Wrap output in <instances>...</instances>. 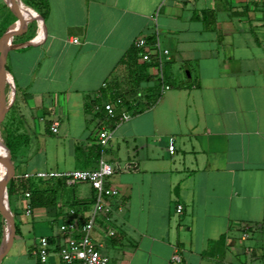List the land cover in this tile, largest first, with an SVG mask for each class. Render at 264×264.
Masks as SVG:
<instances>
[{"label": "crops", "instance_id": "crops-1", "mask_svg": "<svg viewBox=\"0 0 264 264\" xmlns=\"http://www.w3.org/2000/svg\"><path fill=\"white\" fill-rule=\"evenodd\" d=\"M46 1L36 42L0 53L5 79L15 88L9 128L19 150L13 174L110 164L115 173L108 184L118 196L109 200L107 223L98 220L92 233L110 264H264V254L258 259L252 251L245 263L234 255L236 241L255 236L253 228L264 230V0ZM21 15L31 20L0 0L1 37L13 34L8 44L21 45L39 31L32 23L28 34L15 36ZM141 37L169 51L164 83L170 89L160 88L143 112L127 111L126 122L107 120L94 111L106 103V88L133 104L144 101H134L133 90L144 95L150 87L134 89L120 63ZM100 129L110 134L104 148L96 144ZM93 197L89 184L78 183L59 191L55 207L23 212L10 250L28 224L33 228L38 211L54 232L69 200ZM91 204L78 208L87 213ZM111 233L120 237L115 244ZM47 234L40 237L54 236ZM221 238L223 248L210 246ZM174 255L180 263L171 262Z\"/></svg>", "mask_w": 264, "mask_h": 264}, {"label": "built area", "instance_id": "built-area-1", "mask_svg": "<svg viewBox=\"0 0 264 264\" xmlns=\"http://www.w3.org/2000/svg\"><path fill=\"white\" fill-rule=\"evenodd\" d=\"M77 44L78 40L74 39ZM134 48L138 52V61L141 64H152L151 69L155 70V77L161 84V91H167L170 86L164 83V66L170 61L169 51L158 42H149L141 37L135 40ZM103 87L106 84L102 85ZM121 100L117 99L115 104L103 103L101 106L95 105L94 111L102 112L107 120L126 122L131 118V114L122 110L116 113V105H121ZM57 123L51 127V131H57ZM110 139V134L105 129L97 132L96 144L99 147H106ZM175 151L172 140L169 141L168 152L173 154ZM115 173L114 168L100 160L95 169L81 170L76 169L69 172L40 171L26 173L24 179L49 180L56 179L64 182L66 187H72L78 183H87L94 191L93 202L86 212L80 208L68 207L64 217L58 223V232L55 236L40 237L37 243L33 244L30 255L34 256L40 264H47L51 252L55 253L62 264H110V259L101 252V245L92 239V233L98 220L105 223L109 220L112 213L109 200L118 196V190L108 184L109 178ZM28 196V195H26ZM182 206L177 205L176 212L180 213ZM25 212L30 215L31 208L25 205ZM108 230V228H107ZM53 239L52 242L50 240ZM171 262L180 263L179 256L174 255Z\"/></svg>", "mask_w": 264, "mask_h": 264}, {"label": "trees", "instance_id": "trees-1", "mask_svg": "<svg viewBox=\"0 0 264 264\" xmlns=\"http://www.w3.org/2000/svg\"><path fill=\"white\" fill-rule=\"evenodd\" d=\"M21 2L27 6L29 9L33 10L37 14L41 16L43 21L46 20L48 15V3L46 0H21ZM28 17L31 20L34 18L28 14ZM3 31L0 34V42H7V39L1 37L3 35ZM33 34H31L28 38L31 39ZM15 41V38L14 40ZM120 63L124 64L128 69L129 83L134 89H139L142 84L149 82H156V85L150 86L149 88L144 90L143 100L142 102H134L131 104L129 101L125 99L123 94H120L118 91L114 89L106 88L104 93L102 94L103 99L107 103L115 104L117 99L121 100V105H116V113L119 111L120 107L126 109V111L131 112L132 115H136L138 113L143 112L144 110L152 107L158 99L159 90L161 88V84L158 79H156L155 75L148 74L147 70L152 67V64H138V52L135 48H131L124 58L120 61ZM8 71L7 69H5ZM172 87V86H171ZM156 92V93H155ZM13 109V108H11ZM0 134L3 139V144L9 150L10 160L12 163L15 162L17 158V152L19 150V138L14 136L13 132H11L5 124L0 121ZM100 154V151H97V156ZM70 187H66L64 182L56 179L49 180H34V179H24L23 175H13L9 176L6 179V193L8 197V203L10 206V210L13 214V218L15 220L14 227V236L20 235V223L17 221V217H19L24 211H21L15 207V203L13 199L16 197H23L26 201V204L29 205L31 210L35 209H45L50 207H55L58 201V193L60 190H65L69 192ZM28 195V196H26ZM93 201H77L71 199L67 202L69 207L78 208L79 206H83V209L91 204ZM4 224L0 217V241L2 238ZM110 242L115 244L119 240V236L117 233H111L109 235ZM52 242V240H50ZM224 242V238H221L218 241L210 242V246L218 245L221 248ZM32 247L28 249L30 254ZM36 264H40L36 261ZM62 264V263H61Z\"/></svg>", "mask_w": 264, "mask_h": 264}, {"label": "rangeland", "instance_id": "rangeland-1", "mask_svg": "<svg viewBox=\"0 0 264 264\" xmlns=\"http://www.w3.org/2000/svg\"><path fill=\"white\" fill-rule=\"evenodd\" d=\"M38 20H25L22 15L20 17L17 18V26L15 27V31H14V35L15 36H24L30 32V28L32 26V23L34 25V23L37 24ZM169 82V80H167ZM124 89L128 88V83H126V81L124 82ZM155 83L153 82H149V83H145L141 85V88L145 87V86H152ZM9 86V82L6 81V79H1L0 78V89H3L4 92L6 91H10V97H11V89L8 87ZM143 92L141 90H133L132 92V97L134 99V101H137L139 98H143ZM1 97V95H0ZM1 99V98H0ZM9 99V95L6 94L2 100V103H6ZM9 102V101H8ZM15 100L13 101V103L10 106V109H8L6 112L3 113L2 116V123L5 124L7 126V128L11 131V129L9 128V126H11V123H9L10 121V115L13 112V109L11 108H15ZM0 140L3 142V139L1 137L0 134ZM11 162V160H10ZM24 198L19 196L13 199L14 203H18L19 204V210L24 211L25 210V204H23ZM23 206V207H22ZM39 214H42V212L38 211L36 213V216H34V222L35 224L32 225L31 223L27 225V230L25 232V235L23 238H16L14 240V244L13 247L10 250H7L6 252V256L4 258V260L1 262V264H36V258L34 256H31L28 252V246L29 244L32 242L33 238L36 237H40L42 235H53L55 236L58 232V224L56 223L54 225V232H51L50 227L48 225V223L46 222L45 218L40 216ZM0 217L1 220L4 224V229L6 227V222L5 219L1 213L0 210ZM15 223V220H14ZM32 228V229H31ZM256 231V235L253 236L252 232L255 231H251V236L252 238H247L244 239V241H236L235 246H234V255L235 258L238 257L239 262L240 263H245V262H249L252 258L251 253L252 251L255 252L256 256L258 257V259L260 258V256H262V254H264V236L263 237H259L260 235L264 234V230L262 228H253ZM52 233V234H50ZM10 250V252H9ZM247 251V252H246ZM55 258L56 262H59V258L57 257V255L53 252L50 253L49 255V261L47 264L52 263V259ZM234 258V259H235Z\"/></svg>", "mask_w": 264, "mask_h": 264}, {"label": "water", "instance_id": "water-1", "mask_svg": "<svg viewBox=\"0 0 264 264\" xmlns=\"http://www.w3.org/2000/svg\"><path fill=\"white\" fill-rule=\"evenodd\" d=\"M5 2L13 11H15V12L20 11L19 4H22L20 2V0L19 1L18 0H5ZM23 6L25 8H28L25 5H23ZM31 11L36 15V20H38V23H39V31L37 32V35L35 37H33L31 40H29V41H27L21 45H12L10 43L8 44V42H6V43L0 42V53L1 54L8 52L9 50H12V49H19V48H24L26 46H30L36 42V40L38 39V37L40 36V34L42 32L44 21L39 14H37L33 10H31ZM11 36H13L12 33L6 35L4 38L8 39ZM0 78L1 79H5V78L9 79L8 73L6 72L4 64L1 60H0ZM9 86L11 87V97L9 99V102H7V104H5V105H1L2 97L4 95L3 94L4 90L0 89V95H1V97H0L1 98L0 99V121H2L3 113L6 112L10 108L11 104L14 101L15 88H14L13 84H9ZM4 148L7 151V154L5 157L0 158V168H1V170H0V210H1V213L4 217V219H5L6 227H5V230L3 231L2 238L0 241V264L2 262V259L5 255L6 251L10 247V244H11L13 238H14V227H15L13 214L10 210V206L8 203V197H7V193H6V179L9 176H13L14 174H13V171L11 170L9 150L6 148V146H4Z\"/></svg>", "mask_w": 264, "mask_h": 264}, {"label": "bare ground", "instance_id": "bare-ground-1", "mask_svg": "<svg viewBox=\"0 0 264 264\" xmlns=\"http://www.w3.org/2000/svg\"><path fill=\"white\" fill-rule=\"evenodd\" d=\"M18 1H19V0H18ZM19 9L22 10L23 12H25V13L31 15L34 19H36V15H35L30 9L25 8L22 4H19ZM6 94H8V95L10 96V91L8 90V91H6V92L4 93V95H3V97H2V100H3V98H4V96H5ZM6 154H7V151H6L5 148H4V144H3L2 141L0 140V158L5 157ZM0 170H1V168H0Z\"/></svg>", "mask_w": 264, "mask_h": 264}]
</instances>
